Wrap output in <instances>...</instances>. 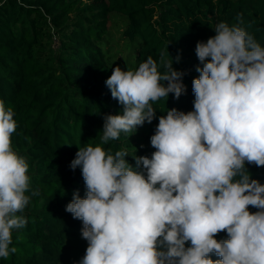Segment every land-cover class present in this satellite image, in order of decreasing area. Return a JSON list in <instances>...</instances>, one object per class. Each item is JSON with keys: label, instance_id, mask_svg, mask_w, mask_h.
Wrapping results in <instances>:
<instances>
[{"label": "clouds", "instance_id": "clouds-1", "mask_svg": "<svg viewBox=\"0 0 264 264\" xmlns=\"http://www.w3.org/2000/svg\"><path fill=\"white\" fill-rule=\"evenodd\" d=\"M214 31L195 47L194 111L161 115L156 151L135 155L134 166L103 145L151 124L154 102L186 92L185 73L168 51L159 63L149 56L135 70L112 69L105 83L122 114L104 115L100 144L78 147L70 163L86 187L65 208L88 242L78 264H264V184L246 167H264V47L239 24ZM14 115L0 100V258L17 252L13 231L27 225L22 213L38 195L12 147ZM221 232L228 238L218 240Z\"/></svg>", "mask_w": 264, "mask_h": 264}, {"label": "trees", "instance_id": "trees-1", "mask_svg": "<svg viewBox=\"0 0 264 264\" xmlns=\"http://www.w3.org/2000/svg\"><path fill=\"white\" fill-rule=\"evenodd\" d=\"M113 13L125 17L123 35L136 44L128 70L149 56L159 63L168 51L172 67L185 73L179 99L170 93L153 103L155 126L170 109L194 111L192 80L202 67L195 47L215 35L216 24H239L264 47V0H0V100L15 113L12 147L26 159L30 189L38 192L22 213L27 225L13 231L10 247L17 252L0 264L68 262L66 240L83 226L65 208L74 192L86 193L81 169L70 163L78 147L100 144L104 115L122 114L105 83L116 67L105 47ZM131 134L122 132L103 147L126 151ZM134 156L125 157L133 166ZM246 167L264 184V167ZM216 238L228 237L221 232Z\"/></svg>", "mask_w": 264, "mask_h": 264}, {"label": "rangeland", "instance_id": "rangeland-1", "mask_svg": "<svg viewBox=\"0 0 264 264\" xmlns=\"http://www.w3.org/2000/svg\"><path fill=\"white\" fill-rule=\"evenodd\" d=\"M126 23L127 21L124 16L116 13L111 14L108 24V36L105 43L109 61L116 66L118 65L123 70H128V64L134 58L136 51V44L129 42L123 35ZM155 129V125L145 122L144 130L141 134H131V142L126 147L128 155L134 153L137 156L139 152H143L144 156L150 159L152 153L156 151L150 142L151 136L155 134ZM126 159H128V156ZM80 224L83 226L82 221H80ZM66 246L68 262L64 264H78L85 255L88 242L82 238L81 232H79L67 238Z\"/></svg>", "mask_w": 264, "mask_h": 264}]
</instances>
